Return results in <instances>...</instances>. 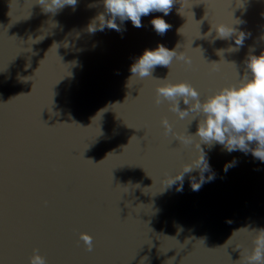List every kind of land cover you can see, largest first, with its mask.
I'll list each match as a JSON object with an SVG mask.
<instances>
[{
	"label": "water",
	"instance_id": "95a60500",
	"mask_svg": "<svg viewBox=\"0 0 264 264\" xmlns=\"http://www.w3.org/2000/svg\"><path fill=\"white\" fill-rule=\"evenodd\" d=\"M103 13L102 0L56 13L37 0H0V264H29L34 249L47 264H244L252 230L264 228V163L201 144L204 176L214 179L193 191L196 170L182 191L169 186L165 178L198 154L188 135L199 118L157 106L155 90L187 82L203 102L237 84L248 57L264 52V0H177L140 28L117 19L119 32H90ZM156 17L171 26L162 35ZM217 24L236 32L207 35ZM158 45L191 64L174 59L153 78L133 76L130 66Z\"/></svg>",
	"mask_w": 264,
	"mask_h": 264
},
{
	"label": "clouds",
	"instance_id": "9594fccd",
	"mask_svg": "<svg viewBox=\"0 0 264 264\" xmlns=\"http://www.w3.org/2000/svg\"><path fill=\"white\" fill-rule=\"evenodd\" d=\"M37 3L45 12L56 13L65 6H75L77 0H37ZM175 3L177 0H102L104 13L90 24L89 29L90 32H95L109 28L119 32L117 19L121 22L130 21L134 27L140 28L142 17L153 12H160L167 16ZM150 23L154 31L161 35L171 27L161 17L152 19ZM211 31L216 32L217 39H227L236 32L233 27L225 24L212 26L207 35H211ZM244 39L245 34L238 33L235 45L242 46ZM174 59L191 64L190 58L183 52L178 53L175 49L169 50L163 45H158L154 50L146 49L129 70L133 76L144 79L152 77L155 67H169ZM163 101L169 102L168 110L180 120H184L190 114H194L193 120L199 118L195 135H188L198 138V154L190 163L184 164L175 176L165 178L169 186L179 181L180 187L177 190L182 191L185 174L196 170L199 171V179L190 177L193 191H199L204 183L214 179V176L207 178L204 176L210 166L206 154L200 147L201 144H219L229 153L234 151L251 153L255 159L264 163V52L259 56L248 57L246 72L242 78H239L237 84L219 89L203 102L200 99V93L187 82H165L158 86L155 90V104L159 106ZM181 101L187 106L186 108L181 109ZM161 125L165 135L172 132V126L167 118L161 120ZM177 140L181 143H191L184 138L178 137ZM234 163L235 161L226 164L225 172L234 166ZM252 231L255 232L253 248L243 258L244 264H264V228ZM79 239L84 242L88 251H92L93 238L90 235L81 233ZM29 264H47V261L39 254L38 249H34L33 255L29 258Z\"/></svg>",
	"mask_w": 264,
	"mask_h": 264
}]
</instances>
